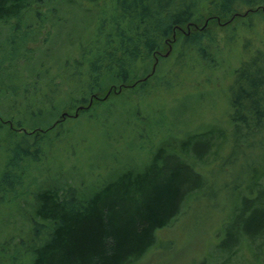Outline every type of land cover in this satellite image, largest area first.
I'll return each instance as SVG.
<instances>
[{"label":"trees","instance_id":"1","mask_svg":"<svg viewBox=\"0 0 264 264\" xmlns=\"http://www.w3.org/2000/svg\"><path fill=\"white\" fill-rule=\"evenodd\" d=\"M211 1L221 17L236 12L237 0ZM198 2L0 0V24L19 23L9 32L23 23L27 35L39 23L50 28L43 48L27 61L26 79L1 90L10 93L0 95V139L10 128L22 130L7 168L27 161L28 169L43 155L45 160L24 183L29 169L10 173L5 156L0 159V187L9 183L27 191L15 189L9 200L0 198V264H137L161 246L159 229L189 207L218 202L223 220L215 251L209 250L202 264L214 257L216 264H264V46L247 49L234 69L219 121H199L189 111L177 120L158 98L132 103L122 95L128 83L145 86L158 72L155 63L169 68L173 56H181L189 37L172 43L173 38L185 27L195 30L190 25ZM246 2L251 11L245 25L264 22V4ZM24 36L18 45L10 40L18 46L11 50H30ZM249 40L245 37L243 46ZM171 46L170 57L164 52ZM116 87L121 93L107 101L104 131L112 144L113 136L121 140L120 126L127 127L133 140L113 152L115 165L97 173L94 161L79 159L83 129L65 131L64 119L77 111L78 118L67 120H84L98 97ZM130 115L150 123L130 124ZM48 116L46 122L37 120ZM158 118L169 121L171 132L144 150L139 142L151 139ZM72 132L75 142L69 141ZM41 134L60 140L41 142ZM57 146L78 154L80 163L67 156L64 166ZM229 205L232 217L225 215Z\"/></svg>","mask_w":264,"mask_h":264},{"label":"rangeland","instance_id":"2","mask_svg":"<svg viewBox=\"0 0 264 264\" xmlns=\"http://www.w3.org/2000/svg\"><path fill=\"white\" fill-rule=\"evenodd\" d=\"M246 1L237 0L235 14L226 18L221 17L222 12H220L221 10L218 11V6L214 2L199 0L195 18L190 25L195 30L191 32L189 27H185L178 30L173 38L172 43L178 39L182 40L183 36L189 37L182 48L181 56L174 55L171 46L164 52L170 57L174 55L173 60L169 63L171 66L158 69L159 67L157 68V63H155L153 71L154 73L158 72L146 79L147 84L145 86H140V84L135 86L133 83H128L123 89L121 88L122 95L127 96L128 101L132 103L137 100L139 102L151 101L158 98L161 103H165L164 106H166L168 113L177 120H183L184 114L186 115L188 111L199 121L205 118L216 121L222 119L220 117H223L226 111L227 89L233 77L234 69L240 64L241 60L247 57L249 52L247 49L264 46V22L256 20L250 28L245 25L249 16L248 13L251 11V7ZM261 1L263 0H256V6L257 4L263 5L264 3H261ZM260 9L264 11V6ZM17 23L15 21L13 24ZM23 24H20V28L15 29V32H9L12 25L0 24V95L10 93L3 91L11 83L26 79L27 61L43 48L50 29L47 24L42 25L39 23L27 35V27ZM24 34L29 39L27 49L30 50L23 49L21 51L22 48L18 51L11 50V48L18 47L17 45L23 39L21 37H25ZM245 37H250L248 47L242 44ZM10 40L12 42L16 40L15 44L17 45L11 46ZM113 90H109L113 94L100 95L93 108L85 114L87 118L80 119L79 123L76 122L77 120H67L68 118H78L80 114L78 116L77 111H70L72 116H67L64 119L65 131L75 130L77 125L78 130L83 129L82 138L85 139V143L80 148L83 154L79 159L85 161L90 158V161H94L96 164L92 169L97 173H104L106 169L115 165L118 154V152H115L116 149L133 140L131 135L127 137L130 134L127 127L120 126V130L117 132V134L122 133L119 138L121 139L120 142L115 141L116 138L113 136L114 143L111 144L110 139H107V134H105L104 114L106 112L105 107L108 105L107 101L118 98L114 97L116 91L121 93L120 87L113 88ZM50 118L51 116H48L37 120L46 122ZM138 119L141 125L145 126L150 123L143 117L137 118V115H130V124L134 125L135 123L136 125ZM166 120L158 118L155 121L156 123L158 121V123L151 128V139L146 138V140L139 142L142 149H149L156 139L158 140L160 136L171 132L170 123ZM85 129L86 132H83ZM20 131L16 128H10L6 132V136L4 135L0 139L2 143L0 146V159L5 156L7 163L5 170L10 173L14 172L16 175H18L17 170L23 168L24 171V169H27V161H22V164L19 165L14 163V165L12 164L11 167L7 168L11 157L16 153V142ZM70 134L69 141H74L73 132ZM39 137L41 142L43 138H49L57 142L60 140V137L55 134H41ZM120 143L122 144L119 145ZM63 148V146L56 147L62 156L61 161L64 166H67V156L71 158L70 162L80 163L76 159L78 154L68 155V152ZM113 152L117 154L113 156ZM46 153L50 155L52 151L47 150ZM42 157L40 164L29 166V171L26 172L29 174L25 177L26 180H23L24 183L33 176L34 172H38L40 167L43 168L45 158L44 155ZM15 189H18L21 194L27 192L22 185L12 187L8 183L4 186L1 185L0 198L9 200L15 194ZM230 208L231 205L225 212L226 217H232V209L230 210ZM1 217L2 213L0 214ZM222 220L223 210L220 202L212 208L207 205L204 208L200 206L189 207L173 224L158 230L161 246L153 247L137 264H202L203 258L209 250L215 251L216 233ZM250 256L253 258L252 255H249L248 258ZM216 261V257L212 258L211 264H216ZM253 262L252 259L251 263ZM254 264L256 263L254 262Z\"/></svg>","mask_w":264,"mask_h":264}]
</instances>
